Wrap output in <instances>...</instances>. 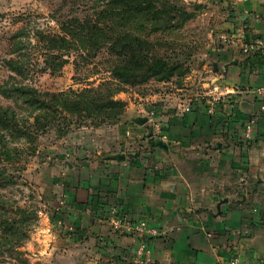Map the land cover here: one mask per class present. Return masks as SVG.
I'll list each match as a JSON object with an SVG mask.
<instances>
[{
    "label": "crops",
    "instance_id": "0c3cea01",
    "mask_svg": "<svg viewBox=\"0 0 264 264\" xmlns=\"http://www.w3.org/2000/svg\"><path fill=\"white\" fill-rule=\"evenodd\" d=\"M219 1L225 41L181 84L121 92L119 122L75 129L35 165L41 195L59 204L47 207L52 240L79 249L82 264H219L236 254L264 262V102L251 93L264 83V54H245L236 36L244 27L249 39L264 38V0ZM151 111L167 150L145 136L149 123L140 121ZM252 116L258 129L248 141ZM114 207L159 235L114 229Z\"/></svg>",
    "mask_w": 264,
    "mask_h": 264
},
{
    "label": "trees",
    "instance_id": "16d2710c",
    "mask_svg": "<svg viewBox=\"0 0 264 264\" xmlns=\"http://www.w3.org/2000/svg\"><path fill=\"white\" fill-rule=\"evenodd\" d=\"M206 8L207 4L185 0H97L93 14L68 19L61 23L59 33L38 31V45L45 52L44 70H61L68 63L66 54L76 51L84 59L103 56L112 81L69 91H41L16 81L0 84L1 96L21 102L33 116V121L29 117L20 119L16 111L0 103V141L5 138L4 130L32 138L34 130L55 128L60 137L75 123L98 127L119 122L127 106L118 97L121 92H142L155 83L181 84L195 63L194 48L160 36L183 29ZM23 40L16 41L17 51L23 49ZM5 62L14 73H25L23 64L15 58ZM5 153L10 157V149H5ZM6 171L0 167V181L5 180ZM2 204L0 195V207ZM16 210L23 215L20 224L5 218L0 209V232L19 235L17 243L21 244L28 237L27 227L23 226L28 211L20 206ZM17 253V258L28 264L23 251Z\"/></svg>",
    "mask_w": 264,
    "mask_h": 264
},
{
    "label": "rangeland",
    "instance_id": "374dc122",
    "mask_svg": "<svg viewBox=\"0 0 264 264\" xmlns=\"http://www.w3.org/2000/svg\"><path fill=\"white\" fill-rule=\"evenodd\" d=\"M97 0H0V84L6 81H16L38 88L41 91H69L81 90L86 87H98L104 81H112L103 56L87 59L78 56V52L71 51L65 58L68 63L55 72L44 70L45 52L38 45V31L45 33H59L61 23L72 17L83 18L93 14ZM197 1L208 5L199 15L189 22L183 29L173 33L163 34L162 39L191 44L195 51V61L212 47L223 45V21L226 17L224 6L219 0H185ZM19 33V34H18ZM24 39L23 49L16 50L15 43ZM15 58L23 64L24 74L11 71L5 59ZM108 65V64H107ZM0 103L16 111L18 117H29L33 121L30 110L21 102L0 95ZM155 116L151 124L155 133L163 139L155 126ZM108 124V123H105ZM160 124V123H159ZM85 126V125H82ZM82 126L74 124L70 132ZM163 126V125H161ZM55 128L47 131L34 130L29 135H18L17 131H3L5 138L0 141V167L5 168V180L0 181V195L3 207H0L5 218L15 220L17 224L23 221V215L16 207H25L28 211L27 220L23 226L27 227L28 237L21 243L19 235L6 236L0 232V264H26L17 251H23L28 264H82L80 251L75 249L65 251L69 244L64 240H52L47 219V207H57L50 194L46 199L42 188H39L33 170L35 165L49 160L47 151L55 146L62 137L58 136ZM7 146V147H6ZM36 147V148H35ZM10 149V157L5 149ZM3 171V170H2ZM15 248L16 250H12ZM16 257V258H15Z\"/></svg>",
    "mask_w": 264,
    "mask_h": 264
},
{
    "label": "built area",
    "instance_id": "2783aa9c",
    "mask_svg": "<svg viewBox=\"0 0 264 264\" xmlns=\"http://www.w3.org/2000/svg\"><path fill=\"white\" fill-rule=\"evenodd\" d=\"M236 36L242 40V45H243V51L247 55H252L255 52H262L264 54V38L258 37L255 39H249L247 36L246 29L244 27H240L237 32ZM252 95L264 102V83L261 85H258L257 87L252 88L251 90ZM225 97V96H224ZM220 99H225V98H220ZM215 99L212 101V106L210 108L211 112H214L215 108ZM192 105V102L189 101L186 105L187 109H190ZM262 109H264V104L262 105ZM150 116V122H153V117H154V112L151 111L148 113ZM155 126L157 128V131H159L162 136L165 138L163 135V126L159 123H155ZM257 117L252 116L249 118L246 123L244 124V137L248 141H251L257 134ZM112 224L114 229L120 230L123 232H128V233H135L141 237H144L145 235H150V236H158L159 231L157 229L151 228L148 226V223L146 221H140L137 224H133L129 221H127L124 217L123 214L120 213V211L117 209V207H114L112 209ZM145 244L141 243L139 246V258L144 256V253L147 252L145 248ZM219 264H264L262 261H248L245 258H243L241 255L236 254L230 259L221 261Z\"/></svg>",
    "mask_w": 264,
    "mask_h": 264
},
{
    "label": "water",
    "instance_id": "95a60500",
    "mask_svg": "<svg viewBox=\"0 0 264 264\" xmlns=\"http://www.w3.org/2000/svg\"><path fill=\"white\" fill-rule=\"evenodd\" d=\"M149 123L148 125V132L145 135L148 139V143L150 144V146L152 147H160L163 149H168V144L160 137H157L156 133H155V129L154 126L151 124L150 122V116L149 115H144L141 117V121L140 123ZM136 156H138V153L136 154ZM115 157L117 159H121L124 160L126 158V155L123 153H118L115 155Z\"/></svg>",
    "mask_w": 264,
    "mask_h": 264
}]
</instances>
